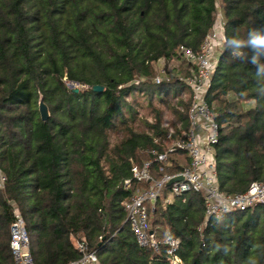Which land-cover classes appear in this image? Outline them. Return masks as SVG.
I'll list each match as a JSON object with an SVG mask.
<instances>
[{
  "label": "trees",
  "instance_id": "obj_1",
  "mask_svg": "<svg viewBox=\"0 0 264 264\" xmlns=\"http://www.w3.org/2000/svg\"><path fill=\"white\" fill-rule=\"evenodd\" d=\"M218 5L225 36L264 29V0H0V264H14L15 206L36 264L78 259L83 237L95 264H174L139 246L127 220L132 191L125 181L135 165L167 150L169 135L160 113L137 127L129 97L146 94L152 105L166 91L189 90L180 79L155 83L154 66L183 58L181 46L198 53ZM249 69L222 46L206 96L221 126L216 162L226 194L264 181V97ZM177 101L181 126L170 139L187 140L191 97ZM114 133L121 136L115 143ZM189 164L187 151L178 150L164 172L154 162V176ZM169 190L150 221L153 215L159 236L170 230L180 239L181 264H264V204L206 220L201 193L166 203Z\"/></svg>",
  "mask_w": 264,
  "mask_h": 264
},
{
  "label": "built area",
  "instance_id": "obj_2",
  "mask_svg": "<svg viewBox=\"0 0 264 264\" xmlns=\"http://www.w3.org/2000/svg\"><path fill=\"white\" fill-rule=\"evenodd\" d=\"M224 38L222 17L218 16L213 31L206 37L198 53L184 46L180 47L179 53L188 63L193 64L195 69L193 76L186 79L191 97L187 140L176 139L167 150L155 151L154 159L140 166L135 165L132 168V178L125 181V187L132 191V195L124 205L127 220L137 243L143 248L152 249L155 253H164L174 264H181V258L177 253L181 244L180 239L170 230L159 236L158 230L153 228L150 221V213L155 210L157 201L168 187L167 183L173 178L183 177L170 186L165 202H172L174 197H182L192 191L199 192L204 198L206 220L221 219L235 211H246L264 204V181L253 182L246 192L238 194L224 193L218 182L216 145L220 142L221 126L206 96L218 65L219 50L223 46ZM163 79L156 76L155 82L159 84L164 81ZM171 135L168 137L171 138ZM178 150L187 151L190 164L185 165L178 173L165 172L156 178L154 162H158L161 165L159 170L164 172L165 167L171 166V154ZM5 182L6 177L0 168V187H4ZM14 214L15 218L10 226V247L14 264H36L24 217L16 206ZM76 247L80 257L67 264L98 263L97 254L90 251L85 237L76 241Z\"/></svg>",
  "mask_w": 264,
  "mask_h": 264
},
{
  "label": "rangeland",
  "instance_id": "obj_3",
  "mask_svg": "<svg viewBox=\"0 0 264 264\" xmlns=\"http://www.w3.org/2000/svg\"><path fill=\"white\" fill-rule=\"evenodd\" d=\"M219 13L218 15L222 17L220 5H218ZM220 52V50H219ZM155 76H160L162 79L168 78L169 80L180 79L186 83V79L189 77L185 73L191 67L188 66V62L184 58H176L171 60L170 62H166L165 60H161L155 64ZM193 70V69H192ZM191 73V71H190ZM163 79V80H164ZM167 80V79H166ZM156 80L154 79V82ZM156 83V82H155ZM69 82V86H71ZM75 87L72 88H82L81 86L74 84ZM190 97L189 90H182L179 92L175 91H166L161 98L155 97L153 99V104H150L149 98L146 97V94L136 93L134 96H130L129 99L133 100L136 104V120L134 121L137 127L143 126L145 122H154L157 113H160L162 117V125L169 129V134H175L176 128H180V123L178 122L177 112L181 111V108L177 105V100L179 98H188ZM121 137L120 134L114 133L111 136V140L115 143L118 138ZM166 148L172 145L174 140L170 139L168 136L163 141ZM163 197V195H162ZM154 216L151 215V224L154 228H158L154 223Z\"/></svg>",
  "mask_w": 264,
  "mask_h": 264
},
{
  "label": "clouds",
  "instance_id": "obj_4",
  "mask_svg": "<svg viewBox=\"0 0 264 264\" xmlns=\"http://www.w3.org/2000/svg\"><path fill=\"white\" fill-rule=\"evenodd\" d=\"M223 48L233 61L254 69L249 71L255 77L257 94L264 97V29L249 28L242 36H225Z\"/></svg>",
  "mask_w": 264,
  "mask_h": 264
},
{
  "label": "water",
  "instance_id": "obj_5",
  "mask_svg": "<svg viewBox=\"0 0 264 264\" xmlns=\"http://www.w3.org/2000/svg\"><path fill=\"white\" fill-rule=\"evenodd\" d=\"M71 86L75 87L74 84H71ZM93 90L96 92H101L104 90V87L101 85H96L93 87ZM75 91L78 92L79 88H75ZM39 111H40L41 118L43 121H47L50 118V116H51L50 110H49V107L44 102L43 97H40V100H39ZM182 178H183L182 176H177V177L173 178L171 181H169L167 183V186L168 187L171 186L175 181L182 180Z\"/></svg>",
  "mask_w": 264,
  "mask_h": 264
}]
</instances>
